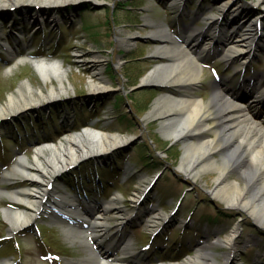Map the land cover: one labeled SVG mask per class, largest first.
Here are the masks:
<instances>
[{
  "label": "rangeland",
  "instance_id": "obj_1",
  "mask_svg": "<svg viewBox=\"0 0 264 264\" xmlns=\"http://www.w3.org/2000/svg\"><path fill=\"white\" fill-rule=\"evenodd\" d=\"M232 1L234 4L226 7L223 13L224 0H188L183 5L175 4L174 0H83L57 9L38 6L28 12L35 6L24 4L0 11L4 16V20L0 19V36L6 37L12 26H16L23 48L33 49L31 59L60 60L67 70L66 92L55 100L44 101L39 92L47 94L52 86L58 88L56 80L43 82L31 62L6 65L0 58V109L6 106L10 95L22 99L20 90L29 97L27 85L35 99L22 112L14 114L11 108L0 118V189L27 185L20 180L9 184L3 177L5 170L13 168L12 158L17 152H23L28 161H33L35 153L31 145L36 142L37 134L39 142L57 145L86 124L116 133L128 141L112 152L85 158L61 171L52 179L51 188L61 189L77 169L93 164L89 175H83L87 183L73 180L70 184L85 189L88 201L99 204L111 201L112 190L119 188L124 198L117 201V206L129 214H119L115 210L105 213V219L99 221L107 229L106 238L100 239L103 246H99L98 240L88 245L78 239L68 240L61 230L60 220L45 219V211H49L46 206L31 210L33 221L27 228L9 230L3 210L22 206L0 192V261L7 264H86L93 247L97 252L108 251L112 257H121L126 241V252L136 257L139 264L181 262L195 256L199 246L206 247L214 264H264V226L255 224L243 211L230 209L220 199L210 196L216 174H209L208 170L194 179L183 173L178 168L183 142L165 137L161 132V119L147 116L162 95L190 94L207 102L211 99L212 86L217 85L221 89L230 88L227 92L230 97L248 104L247 112L264 120V100L258 102L252 97L255 91L248 92L256 81L257 86L264 84V62L260 60L264 57V3ZM17 11L23 15H18ZM212 18L217 19L211 25L212 30L226 34L237 28L246 29L243 24L248 22H260L257 47L246 59L244 72L240 59L228 65L221 61L227 45L220 44L199 61L202 77L190 90L143 83L157 65L169 63V58L156 56L158 46L150 41L153 35L167 30L176 42H181L182 31H203ZM34 19H37L36 31L30 28ZM205 43L206 40H199L194 53L203 49ZM248 60L251 61L247 63ZM216 73L221 76L219 82L213 78ZM256 76H259L256 81H250ZM100 77L109 83L108 89L90 91V82L97 83ZM53 117L59 121H53ZM44 152L47 154L48 150ZM124 172L133 174L131 179L125 180ZM97 173L108 185L99 192L93 191L97 190L94 182ZM230 177L238 178L239 174L234 172ZM143 192L141 203L129 201L135 200L133 194L139 196ZM51 194L46 196L44 205ZM176 205L178 209L171 221L158 228L149 226L147 212L169 215ZM184 220L190 224L185 230L178 222ZM43 221L48 224L41 227V239L35 226ZM76 225L82 226L81 223ZM235 227L238 233L234 249L211 243L219 236L231 235ZM156 229L159 232L152 239L151 233ZM96 233L101 235V232ZM206 233L211 241L199 243ZM5 235L10 238L6 240L2 237ZM13 240L18 241L16 250L19 252L7 251L8 246H13ZM149 242L152 248L142 251L141 247ZM48 252L58 254L62 263L46 257Z\"/></svg>",
  "mask_w": 264,
  "mask_h": 264
},
{
  "label": "bare ground",
  "instance_id": "obj_2",
  "mask_svg": "<svg viewBox=\"0 0 264 264\" xmlns=\"http://www.w3.org/2000/svg\"><path fill=\"white\" fill-rule=\"evenodd\" d=\"M80 1L83 0H0V11L24 4L57 9ZM263 3L264 0H256V4ZM233 4L232 0H224L221 12ZM215 23L216 21H212L211 25ZM211 25L203 31H182L181 42H176L167 30L153 35L150 41L158 46L155 50L156 56L169 58V63L157 65L150 75L143 79V83L190 90L202 77L203 71L199 61L211 50L214 51L215 46L225 43L228 49L224 56L231 59L235 58L238 51L242 54L250 46L257 44L256 34L253 32L255 24H243L246 29L237 28L231 34L212 30ZM203 39L206 40L203 49L194 53L197 42ZM169 42L171 45H168ZM241 54H238V57L245 58ZM32 63L43 82L56 80L59 85L58 88L52 86L47 94L39 92L44 101L55 100L61 93L66 92L64 80H67V70L60 60L39 59ZM258 78L259 76H256L254 80ZM256 83L259 84L258 81ZM257 84L250 90L255 91L252 97L260 102L264 100V84ZM108 87L109 83L102 77L97 83L91 81L89 84L92 92H103ZM27 90L29 97L22 90L20 100L14 95L9 96L6 106L0 109V118L4 117V111L12 108V113H19L35 102L29 85ZM228 90L213 85L211 99L207 102L190 94H165L155 101L147 116L161 119V132L165 137L183 142V155L178 167L183 173L194 179L208 170L209 174H216L210 196L220 199L230 209L243 211L255 224L264 226V120L250 115L247 112L248 104L232 99L227 93ZM127 141L128 139L121 138L116 133H108L87 125L70 135L64 142L39 146L32 162L24 160L4 174V180L9 184L14 183V180L27 182L23 187L0 189L13 203L22 206L3 210L9 230H19L30 225L34 214L31 210L39 209L44 205L46 196L55 192L51 183L57 174L80 160L112 152ZM44 150H48V153L45 154ZM234 172H237L239 177L232 179L230 176ZM73 202L72 198L61 196L57 203L59 212L86 217L87 212L73 206ZM96 205L101 207V212L112 207L119 214L129 215L121 206H117L115 199L102 205L94 203V207ZM102 215L101 213L100 216L103 217ZM166 217L167 214L161 216L156 213L155 220L161 222ZM61 225L66 238L72 242L78 239L84 244L92 243L93 237L87 234V230H98L102 235L95 236V241H100L98 244L101 246L103 241L100 239H105L107 235L105 226L95 221L90 223L87 230L65 222H61ZM237 233L238 228L235 227L231 235L219 237L218 242L234 249ZM127 246L128 242L125 241L121 257H112L108 251L100 253L90 249L86 264H139L135 257L128 255ZM163 264L214 263L206 247H198L197 254L193 257L181 262Z\"/></svg>",
  "mask_w": 264,
  "mask_h": 264
},
{
  "label": "water",
  "instance_id": "obj_3",
  "mask_svg": "<svg viewBox=\"0 0 264 264\" xmlns=\"http://www.w3.org/2000/svg\"><path fill=\"white\" fill-rule=\"evenodd\" d=\"M33 9H35V7H34V8H32V7L29 8V11H28V12L32 11ZM17 14H18V15H23L21 11H17Z\"/></svg>",
  "mask_w": 264,
  "mask_h": 264
}]
</instances>
